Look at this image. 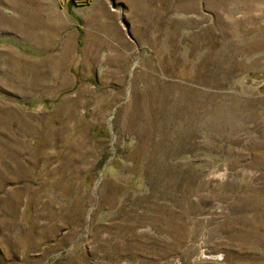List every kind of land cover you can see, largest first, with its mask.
I'll use <instances>...</instances> for the list:
<instances>
[{"label":"rangeland","instance_id":"374dc122","mask_svg":"<svg viewBox=\"0 0 264 264\" xmlns=\"http://www.w3.org/2000/svg\"><path fill=\"white\" fill-rule=\"evenodd\" d=\"M0 264H264V0H0Z\"/></svg>","mask_w":264,"mask_h":264}]
</instances>
